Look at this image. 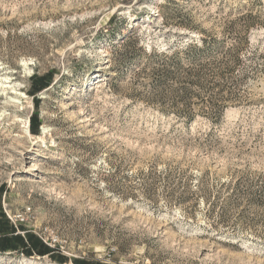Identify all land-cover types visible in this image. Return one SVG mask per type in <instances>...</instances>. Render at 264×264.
<instances>
[{
    "label": "rangeland",
    "instance_id": "rangeland-1",
    "mask_svg": "<svg viewBox=\"0 0 264 264\" xmlns=\"http://www.w3.org/2000/svg\"><path fill=\"white\" fill-rule=\"evenodd\" d=\"M239 17L238 99L165 113L210 104L150 50ZM0 220L56 257L0 264H264V0H0Z\"/></svg>",
    "mask_w": 264,
    "mask_h": 264
},
{
    "label": "trees",
    "instance_id": "trees-1",
    "mask_svg": "<svg viewBox=\"0 0 264 264\" xmlns=\"http://www.w3.org/2000/svg\"><path fill=\"white\" fill-rule=\"evenodd\" d=\"M240 20L241 17L231 22L226 34L227 37L203 36L198 41L191 40L188 43L181 44L174 50L157 51L153 48L150 50L149 59L153 60L151 63L157 64L159 67L158 71L155 72L159 89L163 88L164 90L168 85L171 86L178 82L182 84L179 89L182 90L183 95H180L181 98L175 104L178 102L183 103L189 99V95L195 94L193 90L188 91V88L185 87L183 81H181L184 78H187L186 84L190 87H196L199 93L203 92L205 95L202 99L208 97L205 102L210 104V107L198 110L176 105L175 108H171L172 110L164 109L165 113H173L179 119L188 122L195 120L198 115L214 121L222 117L228 100L238 99V95L233 92L235 88L233 85L236 83L234 81L226 83V80H228V75L230 76L235 72L238 60L242 56L241 52L245 48L244 45H241V42H238L241 41L239 39L241 32L237 29L236 23H239ZM243 26L249 27L247 23H243ZM229 38L235 41L229 44ZM1 234H5L2 243L0 242L1 252L16 250L20 247L25 250L23 253L29 256L37 252L39 255L49 254L51 258L56 259L49 248L41 247V243L33 234H27L26 237L20 235L14 226L10 228L0 220ZM61 260V262H67V259L66 261L65 259ZM73 263L85 264L79 259L73 260Z\"/></svg>",
    "mask_w": 264,
    "mask_h": 264
},
{
    "label": "built area",
    "instance_id": "built-area-1",
    "mask_svg": "<svg viewBox=\"0 0 264 264\" xmlns=\"http://www.w3.org/2000/svg\"><path fill=\"white\" fill-rule=\"evenodd\" d=\"M31 215H32V209H31V207H28L23 212H18L16 214H14L13 216H10V219L14 223H22V222L29 221Z\"/></svg>",
    "mask_w": 264,
    "mask_h": 264
},
{
    "label": "bare ground",
    "instance_id": "bare-ground-1",
    "mask_svg": "<svg viewBox=\"0 0 264 264\" xmlns=\"http://www.w3.org/2000/svg\"><path fill=\"white\" fill-rule=\"evenodd\" d=\"M30 132V131H29Z\"/></svg>",
    "mask_w": 264,
    "mask_h": 264
}]
</instances>
